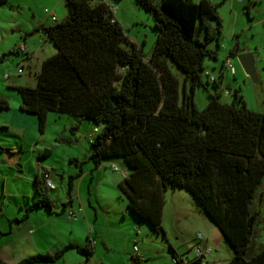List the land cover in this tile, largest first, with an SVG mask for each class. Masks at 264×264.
Instances as JSON below:
<instances>
[{"label": "trees", "instance_id": "16d2710c", "mask_svg": "<svg viewBox=\"0 0 264 264\" xmlns=\"http://www.w3.org/2000/svg\"><path fill=\"white\" fill-rule=\"evenodd\" d=\"M137 1L156 18L158 36L150 59L106 0H65L67 16L38 28L57 52L43 61L36 86H15L20 109L37 115L42 132L50 112L100 124L90 138L89 160L95 166L114 157L126 161L120 196L158 233L164 232L166 192L182 187L233 248L227 264H264V246L250 251L261 214L254 202L264 184V112L249 108L240 90H233L230 103L221 100L223 92L211 94L203 110L194 102L196 86L204 83L205 61L217 59L221 47L218 5L211 0ZM8 2L0 0V6ZM13 51L20 54L19 48ZM231 54H238L237 44ZM174 66L184 74L182 85ZM211 81L222 83L215 78L206 84ZM9 108L8 99L0 98V109ZM51 153L45 149L41 155ZM69 179L68 193L76 176ZM35 185L39 198L26 208L25 218L37 208H53L43 174ZM72 248L87 257L94 254L87 239L83 246L70 243L18 264L56 262ZM0 264L8 263L0 257Z\"/></svg>", "mask_w": 264, "mask_h": 264}, {"label": "rangeland", "instance_id": "374dc122", "mask_svg": "<svg viewBox=\"0 0 264 264\" xmlns=\"http://www.w3.org/2000/svg\"><path fill=\"white\" fill-rule=\"evenodd\" d=\"M8 1L0 6V55L7 54L4 61L0 62V98L5 97L10 103L9 109H0V228L5 229L3 234L7 236L11 228L15 232L37 229L45 222L46 215L43 213H37L36 217H24L26 208L36 201L29 196L33 197L36 193L37 172L42 176L44 168L51 171L55 168L54 178L51 175L54 187L48 190L55 199L54 207L61 212L62 203L69 200V177L79 173L83 167L85 176L78 177V181L83 179L84 182L81 195L90 221L85 220L78 208V218L77 214L72 218L67 216L69 220L78 222L79 241L84 242V233L87 232L94 239L93 242L99 240L100 245L89 259L75 253L77 255L68 259L69 264H176L169 243L192 264H199L194 262L197 248L211 249L205 258L208 264H227L234 256L233 248L185 188H170L166 192L164 232L158 233L128 208L127 199L120 196L119 189V183L128 169L126 161L120 157L104 159L101 167L95 170L94 163L89 160L90 136L95 127L102 128L100 124L91 120L79 122L75 116L50 112L45 131L42 132L37 117L20 109L21 95L13 83L36 86L43 52L46 50L45 47L41 50V41L47 40L52 46L50 40L37 31L42 21L51 24L56 22L45 9H50L57 21L63 20L68 10L65 0ZM106 1L115 3L116 18L129 38L142 49L145 58L150 59L158 36L154 13L137 0ZM155 1L161 4V0ZM211 1L218 5L222 20L221 47L217 59L207 58L205 61L204 83L196 86L194 102L203 110L210 102L211 94L223 92L221 100L230 103L234 100L233 90H240L249 108L264 112V0ZM204 33V28L199 25V35L203 37ZM39 35L43 36L41 40ZM236 44L238 54L232 55L231 49ZM22 46L37 50L30 62L27 54L18 55L13 51ZM209 47L215 48L216 45L211 43ZM247 53H252L255 57L258 83L247 75L239 61L238 56ZM228 58L237 73H233L232 68L223 70ZM174 70L182 79V85L181 76L184 74L177 66H174ZM222 72H225L224 77ZM214 77L222 83L218 86L212 81L206 84L207 80ZM226 89L232 90L230 95L224 94ZM181 93L183 94L182 90ZM45 149H50L52 155L42 156ZM263 189L264 184L254 202V208H260L261 214L255 227L251 253H256L264 246ZM76 205L79 207V200ZM16 218L23 221L18 223ZM46 228L51 232L62 230V227L57 228L52 224H48ZM99 229L101 232L103 229L106 239L112 243V251L104 246L103 236L97 235ZM135 245L144 253L143 259L138 260ZM55 247L58 246L45 241L42 251L46 253L51 248L56 249ZM59 247H62L61 244ZM77 256L81 258V262L76 259ZM58 264H65V258Z\"/></svg>", "mask_w": 264, "mask_h": 264}, {"label": "crops", "instance_id": "0c3cea01", "mask_svg": "<svg viewBox=\"0 0 264 264\" xmlns=\"http://www.w3.org/2000/svg\"><path fill=\"white\" fill-rule=\"evenodd\" d=\"M109 4L115 5V3H109ZM57 20H56V22H57ZM40 25H52V24L47 23L46 21H42ZM37 31L42 32V35L47 38V36L43 30L39 29ZM28 34H29L28 31H26V36H28ZM42 35H39L40 40L43 38ZM41 42H42V44H41L42 46H40V47H42L41 50L43 51V48L44 47L46 48V50L43 52V54H44L43 60H42V63H43V61L46 58L54 55L57 52V49L55 48V46L53 45V43L51 41L50 42H51L52 46H50V44H48L47 40H44ZM48 45H49V48H48ZM20 53H22V52H20ZM36 53H37V50L33 51L32 49H29L28 54L25 53V54H27V60L30 62ZM235 73H237L236 68H235ZM224 76H225V72L223 74V77ZM13 84H14V86H17L16 84H19V83H13ZM29 114H31V113H29ZM31 115H35V114H31ZM35 116L37 117V115H35ZM37 119H38V117H37ZM38 123H39V120H38ZM91 137H92V135L90 136V138ZM51 155H52V153H51ZM100 167H101V164L99 166H95V170L99 169ZM44 169H45V171H48L49 168H44ZM55 172H56L55 168H53L52 171L50 172L53 178L55 176ZM80 175H82V176H80ZM37 176L42 178L41 174L39 172H37L35 175V180H36ZM71 176H73V175H71ZM75 176H76V179L73 180V190L70 192V194L68 193L69 194V200L67 203H64V204H66V206L62 203L63 209L61 212L58 211V209L54 207L55 199L53 197H51L49 190H48V195L51 198V200L53 201L52 211L50 212L44 207L37 208V209L33 210L28 217V218L36 217L37 213H43L44 215H46V217L44 218L45 222L43 223V225L41 227H38L37 229H28V231H24V232H22V231H20V232L16 231L15 232L13 230V228H11L12 230L7 233L8 234L7 236H5L4 234L0 235V257L5 262H7L8 264H18L21 260H23L24 258H27L29 256H33V255H36L39 253L44 254V252L42 251V244H44L45 241L50 242L53 246H58V247H55L56 249H52V248H54V247H52L50 249L51 251L46 252V253L57 252L70 243L83 246L87 243V239H90L92 241L93 246H94V253L96 252V250L99 249V245H100L99 240L95 241V243H94L93 242L94 239L92 240L90 235H88L87 232L84 233V236H85L84 242L79 241L78 236H77L78 235V232H77V223L78 222H76L74 220L73 221L69 220L68 216H67V215H69V217H70V214L72 212H76L77 208H78L79 211L84 214L85 220H87L88 222L90 221V217L87 213V210L84 207V201L82 200V195H81V190L83 187L82 184L84 182H83V179H80V181H78L80 177L83 178L85 176V173H83V167L81 168L79 173L75 174ZM69 181H70V179H69ZM68 185H69V182H68ZM29 197L33 198L34 200H37L39 198V195L36 192L33 197L32 196H29ZM77 200H79V207H77V205H76ZM76 214H77V218H78V213L76 212ZM16 220L18 223L23 221V220H18L17 218H16ZM48 224H52L54 227H57V228L62 227V230L51 232L50 230H47V228H46V226ZM19 230H20V228H19ZM98 231L100 232V234H98ZM98 231H97V235L103 236L102 238H103L104 246L108 249V251H112L113 245L111 242H109L106 239V237L103 233V229H102V232L100 231V229ZM0 232L4 233L5 229L0 228ZM60 244L62 246L61 248L59 247ZM168 245H169V248L172 247L175 250L177 256L181 257L182 259L185 258L183 254H180L177 251V249H175L173 244L169 243ZM145 252H147V251H145ZM75 253L80 255V257L85 256L84 254H81L80 252H78V250L75 248L69 249L65 252L64 257H63V258H65V264H69L68 259H70L74 255H77ZM143 255H144V253H143ZM80 257L77 256L76 259H78V261L81 262ZM90 257H87V258L89 259ZM184 260L188 264L193 263L186 258ZM60 261H61V259L56 261V262H35V263H31V264H58Z\"/></svg>", "mask_w": 264, "mask_h": 264}, {"label": "built area", "instance_id": "2783aa9c", "mask_svg": "<svg viewBox=\"0 0 264 264\" xmlns=\"http://www.w3.org/2000/svg\"><path fill=\"white\" fill-rule=\"evenodd\" d=\"M111 9L113 10L114 13H116L117 10H116L115 5H111ZM45 11H46V13L48 15H50L52 17L53 20H55V21L57 20L56 15L53 12H51L50 9L46 8ZM19 50L22 53H28L29 52V48L27 46L19 47ZM225 68L227 70H229V68H232L233 73L235 72V67H234L231 59H228L225 62ZM19 71H22V69H19ZM6 78H9V75H6ZM214 79H215V77L212 78V80H214ZM231 91L232 90L226 89V90H224V94L230 95ZM94 131L95 132L98 131V128H95ZM114 169L118 170V167L114 166ZM43 181L45 182V186L47 187V189H51V188L54 187V183H53V180H52V177H51V173L49 171H44L43 172ZM74 216H76V213L72 212L70 214V217L72 218ZM135 250L138 252V254H137L138 260L139 259H143V254L139 251V248L137 247V245H135ZM210 252H211L210 248H203V249L202 248H197L196 251H195L194 261L198 262L199 264H207V262L205 261V258ZM173 261L176 264H178V263H180V264H188L184 259H182L179 256H176V257L173 256Z\"/></svg>", "mask_w": 264, "mask_h": 264}, {"label": "water", "instance_id": "95a60500", "mask_svg": "<svg viewBox=\"0 0 264 264\" xmlns=\"http://www.w3.org/2000/svg\"><path fill=\"white\" fill-rule=\"evenodd\" d=\"M238 58L247 75L250 76L251 79H253L256 83H258L259 79L254 55L252 53L241 54L238 56Z\"/></svg>", "mask_w": 264, "mask_h": 264}]
</instances>
